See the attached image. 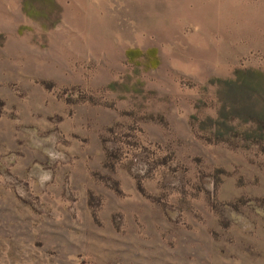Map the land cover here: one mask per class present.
Returning <instances> with one entry per match:
<instances>
[{"label": "rangeland", "instance_id": "rangeland-1", "mask_svg": "<svg viewBox=\"0 0 264 264\" xmlns=\"http://www.w3.org/2000/svg\"><path fill=\"white\" fill-rule=\"evenodd\" d=\"M247 68L264 0H0V264H264Z\"/></svg>", "mask_w": 264, "mask_h": 264}, {"label": "trees", "instance_id": "trees-1", "mask_svg": "<svg viewBox=\"0 0 264 264\" xmlns=\"http://www.w3.org/2000/svg\"><path fill=\"white\" fill-rule=\"evenodd\" d=\"M242 76L241 82L225 81L223 105H220L217 117L247 122V138L261 146L264 135V72L247 68ZM222 108L226 111L222 112ZM207 120L211 122V127L219 124L217 119ZM219 125L224 126L222 123Z\"/></svg>", "mask_w": 264, "mask_h": 264}]
</instances>
